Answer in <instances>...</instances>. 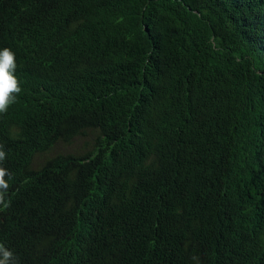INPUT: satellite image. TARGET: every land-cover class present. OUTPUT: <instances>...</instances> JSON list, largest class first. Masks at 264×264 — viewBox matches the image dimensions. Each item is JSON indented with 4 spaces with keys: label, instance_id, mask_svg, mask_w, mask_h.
I'll list each match as a JSON object with an SVG mask.
<instances>
[{
    "label": "trees",
    "instance_id": "obj_1",
    "mask_svg": "<svg viewBox=\"0 0 264 264\" xmlns=\"http://www.w3.org/2000/svg\"><path fill=\"white\" fill-rule=\"evenodd\" d=\"M6 47L19 264H264V0H0Z\"/></svg>",
    "mask_w": 264,
    "mask_h": 264
},
{
    "label": "clouds",
    "instance_id": "obj_2",
    "mask_svg": "<svg viewBox=\"0 0 264 264\" xmlns=\"http://www.w3.org/2000/svg\"><path fill=\"white\" fill-rule=\"evenodd\" d=\"M17 68L15 53L10 48L0 50V115L6 114L22 91L20 81L15 75ZM7 154L4 144L0 143V208L7 209L11 201L8 190L13 174L4 166ZM196 260V257H193ZM0 264H19L15 253L0 242Z\"/></svg>",
    "mask_w": 264,
    "mask_h": 264
},
{
    "label": "rangeland",
    "instance_id": "obj_3",
    "mask_svg": "<svg viewBox=\"0 0 264 264\" xmlns=\"http://www.w3.org/2000/svg\"><path fill=\"white\" fill-rule=\"evenodd\" d=\"M82 142V138H80V143Z\"/></svg>",
    "mask_w": 264,
    "mask_h": 264
}]
</instances>
